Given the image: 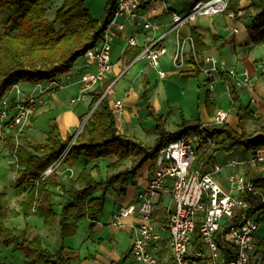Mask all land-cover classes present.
<instances>
[{
  "label": "trees",
  "instance_id": "1",
  "mask_svg": "<svg viewBox=\"0 0 264 264\" xmlns=\"http://www.w3.org/2000/svg\"><path fill=\"white\" fill-rule=\"evenodd\" d=\"M197 0H194L196 2ZM51 0H0V101L14 85L20 82L33 84L54 81L59 75L68 72L79 56L103 40L106 24L113 17L117 0H105L101 16H93L86 0H62L53 17L46 15ZM239 0H229L227 11L235 10ZM250 5L259 9L245 24L252 44H264V0H251ZM4 15V16H2ZM186 30L194 38L195 47L190 51L186 64L192 66L186 76H197L200 70L194 66V55L206 47L203 42V30L198 26H187ZM212 36V40H215ZM230 41L223 40L221 45ZM143 49V46H129L124 51L127 62H131ZM230 102L228 109L237 118L239 131L227 123L208 124L207 131L212 137V145L200 156L203 166L215 162L218 151L232 152L241 146L242 154L264 147V118L256 115L248 105L241 101L237 87L227 77ZM108 81L96 86L91 92L92 98L88 111L95 105L75 137L60 134L54 117L48 120L45 137L38 140L34 137L22 138L20 143L10 144L16 157L17 169L14 188H27V198L22 202L23 213H35L46 226L56 223L60 243L53 252L47 250L41 238L31 236L28 228H10L0 220V236L6 242H17L25 252L23 264H76L75 258L67 250L65 237L74 233L77 222L89 219L95 222L102 214L106 192L115 188L123 192L130 177L146 162L152 160L160 148L170 141L193 132L201 123L199 117L186 119L180 114V122L174 130L167 129L161 112L155 110L150 102V80L144 78L138 98L144 104L147 116L155 120L153 125L156 137L152 145L144 144L140 139L123 133L116 126L117 113L109 104L108 92L105 94ZM205 103L210 116L213 115L212 101ZM86 114L80 116V121ZM34 114L30 118L33 120ZM255 121L259 124L257 131L249 133L247 124ZM18 126L10 127L4 132L8 141L22 132ZM20 130V129H19ZM17 132V133H16ZM60 164L79 166L100 158H110L106 164V174L102 175L97 163H85L77 175L70 178L66 186L51 173L44 176L46 169L62 156ZM130 160L129 166L125 162ZM264 168L261 165L247 166L245 176L252 182L253 189L264 196ZM95 172V173H94ZM30 185V186H29ZM64 189L69 199L59 209L52 202L53 188ZM243 200L251 203L249 212L263 209L259 194L243 192ZM169 198L160 196L156 208V220L166 222V203ZM259 207V208H257ZM261 218L258 216V220Z\"/></svg>",
  "mask_w": 264,
  "mask_h": 264
},
{
  "label": "built area",
  "instance_id": "2",
  "mask_svg": "<svg viewBox=\"0 0 264 264\" xmlns=\"http://www.w3.org/2000/svg\"><path fill=\"white\" fill-rule=\"evenodd\" d=\"M155 0H117L116 11L106 24L103 40L89 48L84 56L95 65L94 73L80 75L81 94L70 99L74 103L84 98V91L99 83L111 72V42L128 25L136 31L154 27L145 9ZM229 0H197L186 13L170 12L172 27L157 39L144 43L136 56L146 60L159 78L166 76L160 60L167 52L161 42L168 33L173 34L174 50L170 61L174 68L181 69L190 51L194 50V38L186 27L198 16L225 13L230 18L240 13L239 9L228 10ZM125 47L138 45L136 33L124 37ZM194 66L204 76L209 86L208 98L215 99V82L222 80L224 91L229 94L227 77L237 87L252 86L254 79L264 83V63L255 61L251 68H227L225 62L205 53L194 55ZM15 98L0 103V139L10 127L21 129L32 117L37 103L44 102L43 91L24 94L16 86ZM230 95V94H229ZM114 110L123 111L121 99L115 100ZM229 111L216 108L208 121H201L190 134L168 142L150 160L152 171L146 185L137 194L136 204L121 208L112 214L113 224L122 225V219L137 208V221L132 224L130 253L142 264H264V245L257 239L258 216L250 213L251 203L239 197L240 193L259 194L260 205L264 196L255 191L252 182L245 176L247 166L261 165L264 168V147L248 151L244 158L208 163L203 166L200 156L212 145V137L206 129L208 124L227 123ZM63 154L43 173L52 172L61 163ZM261 177H264V171ZM169 191L166 203V222L156 220V208L160 196ZM259 208V207H257ZM261 214V212H260Z\"/></svg>",
  "mask_w": 264,
  "mask_h": 264
},
{
  "label": "crops",
  "instance_id": "3",
  "mask_svg": "<svg viewBox=\"0 0 264 264\" xmlns=\"http://www.w3.org/2000/svg\"><path fill=\"white\" fill-rule=\"evenodd\" d=\"M166 2L167 0H155L152 1L145 9L147 17L152 22L154 27L143 31H136L133 26L128 25L125 32H120L118 34V37H115L113 39L112 45H114V41L124 43V37L136 33L138 45L144 46L145 42L149 41L150 39H157L162 34L169 31L172 27V24L170 15L168 13L169 11L175 10L170 6L168 7ZM250 2L251 0H239L237 8L239 9L240 13L233 18H230L225 13L202 15L198 16L193 22L189 24L190 26H198L199 28H201V30L204 31L203 42L206 44V47L202 50V53L215 55L221 58L225 62V66L227 68H251L252 63L255 61L264 63V44H252L251 38L245 27V24L250 20V18L259 11V9L251 6ZM169 36L171 39L169 40L171 42V47H169V44L167 42ZM212 36H215L216 39L212 40ZM173 40V34L170 32L161 41L164 42L167 46L168 52V49L170 48V54L168 57L169 60L174 50ZM223 40H228L230 42L227 45L222 46L221 43ZM123 43L120 45L118 62L113 61V68L111 72H109L113 76L114 71L119 68L121 61L124 60L125 62H127L125 56L123 55L127 47H125ZM77 60L68 72L59 75L54 81L33 84L34 87L30 90V92L27 91L29 93H39L41 91L44 92L42 95V98H44V102L41 104L37 103L35 105L33 113L34 119L30 123V125L27 124L28 127L26 130L28 135L36 137L38 132L42 133L41 131L43 130H41L40 126L35 123L37 122L39 117L44 116L47 122L50 117H54L56 119L60 134L63 138H65L67 135H72L73 137L76 136V132L82 123L80 121V116H82L83 114L87 115L90 111H88V105L91 101L92 94L89 92H92L97 85L102 84L105 81H108L109 83L111 81V79L105 77L104 79L99 81L98 84L84 91L85 96L84 98H82L83 101H80V99L78 100L79 102L76 101L77 103H70V99L72 97H75L83 92L81 91L82 83L79 80L80 75L94 73L96 70L95 63L88 57L83 56L82 61L79 63L77 62ZM139 61H141L142 64L138 63ZM137 63L140 64V66L132 70V67L134 65H138ZM91 66H94L95 69H91ZM191 68V65L185 63L183 69H180V72L184 74L191 70ZM155 75V70L147 64L146 60L135 57L131 62H127L124 65L119 75L117 73L114 76V78L116 77V82L125 78L123 80L124 84H121L120 87L121 89H123V94L114 98H109V104L112 108H114L113 104L115 100H122L123 111L120 115L117 114L116 119V126L119 131L126 133L125 131L130 130L131 126H133L137 115L140 116L142 113H145L144 104H142V101H140L138 98L140 91L138 92V90L134 86L136 81L140 83V86L142 88V82L144 78H148L151 84L152 77ZM219 82L221 87H223L222 80L215 82V85L219 84ZM18 84H16L17 87ZM215 85L214 92L215 95H217ZM113 86L114 84H112V87ZM112 87L108 84L105 91L109 93V89H111ZM237 89L242 103L244 105H248V107L252 109L256 115H261L264 118V83L259 79V77H256L254 79V83L252 86L239 87ZM10 92H14L13 87L9 91H7L0 103L3 100L9 101L10 99L15 98V94L11 96L9 94ZM22 93L28 94L25 92ZM220 93L221 91L219 92V94ZM149 98L151 99L150 93ZM215 101H217L216 97L212 101V105L214 107L213 112L216 108H223L221 105H219L218 102L216 104ZM152 105L157 111L156 105ZM199 108L200 120L208 121L211 116L206 109V105L204 103H200ZM228 111L229 115L227 118V124L235 129L237 125L236 115L233 111H230L229 109ZM22 130L23 129L21 128L19 131ZM46 130H44V135L42 133L43 137H45ZM131 136H134L138 139L140 138V136L135 133ZM62 165L64 164H60L55 169L54 175L57 180L65 184L64 181L66 179H69V177L67 176V172L70 170L76 172L73 177L70 176V178H74L77 175L79 169L75 171L76 166L71 167L67 165H64L65 167L62 168ZM151 171V162L146 161L136 171V174L128 179L123 192H119L116 187L111 188L106 192L105 205L107 203H109L110 205L106 210L104 207L103 212L99 216V219L97 221L91 222L89 219H81L77 222V228L75 230L76 233L68 238L71 240V242H67L68 239L66 240V248L75 258L78 264H142L141 262L136 261L130 253V239L133 231L132 224H134L138 218L137 208L133 207L132 213L122 219V225L120 226L113 224L112 214L116 211H119L121 208L134 206L136 204L137 194L142 189H144L147 177ZM57 189L60 190L59 187L52 189L53 194L51 200L53 203H55L53 198H55V196L59 193ZM68 194L64 195L65 197L62 200L63 202L66 201ZM162 196H165V194L163 193ZM20 213H23V211H21ZM51 227H56L54 229L55 231L56 229L58 230V226L56 223L48 226L46 229H49ZM78 231L80 232V234H82V240L80 242L76 238ZM46 234L50 236L49 233ZM39 237L41 238L43 244H46V247L52 250L57 249V239L55 241L51 240L47 236L43 237L41 235ZM122 240L125 241V244L123 246H120ZM130 256L133 258V261H129L130 259L128 257ZM134 261L136 262L133 263Z\"/></svg>",
  "mask_w": 264,
  "mask_h": 264
},
{
  "label": "rangeland",
  "instance_id": "4",
  "mask_svg": "<svg viewBox=\"0 0 264 264\" xmlns=\"http://www.w3.org/2000/svg\"><path fill=\"white\" fill-rule=\"evenodd\" d=\"M193 1L194 0H167L166 3L168 7L169 6L172 7L176 12H180L184 14L189 11V9L192 6ZM61 2L62 0H51L50 4L48 5L46 9V15L50 18L53 17L56 9L59 7ZM86 4L88 5V9L93 16L99 17L102 15L105 0H86ZM170 12L171 11H169L168 13L169 15H170ZM1 20L2 19H0V23H1ZM169 40H171L170 36L168 37L167 42L169 44V47H171V42ZM122 43L123 42L114 41L113 43L114 45H112V42H111L112 62L113 61L118 62L120 45ZM123 45H125V38H124ZM168 50L169 52L167 51V53L163 55L160 60V65L163 69H165L166 76L164 78H159L158 75H155L152 77L150 101L152 104L156 105L157 111L162 113L165 127L167 129L174 130L177 127L178 123L180 122L181 113L186 119H190V120L196 117H199L200 115L199 104L200 103L205 104L207 102L206 99L208 95L209 86L207 85L206 81L204 80V76L201 73L200 74L202 76L200 74L197 76H186L184 75L185 73L183 74L182 72H180V69L174 68V65L168 59L169 54H170V48ZM82 58L83 56H79L77 58L78 60L76 59L77 62L78 63L81 62ZM126 63L127 62H125L124 60L121 61L119 68H117L116 71H114L113 73L114 76L117 73L119 75V73L121 72V70L123 69ZM138 63L142 64L141 61H139ZM140 64L134 65L132 67V70H134L136 67H139ZM91 69L94 70L95 67L91 66ZM182 69L183 68H181V70ZM114 76L110 73H108L106 76L108 77V79H111L109 85H111L112 87V84H114V86L111 89H109V93H108L109 98L110 97L114 98L116 96H120L123 94V89H121L120 87H121V84H124L123 80L125 78L123 80L121 79L118 82H116V79H115L116 77L114 78ZM223 85L224 84H222V86ZM134 86L136 87L138 92L141 90V86L138 81H136ZM215 86H216V91H217V95L214 96L217 99V101H215L216 104L218 102L219 105H221L224 109H227L229 106L228 103L230 102V95L227 94L225 91H223L224 86L221 87L220 82L219 84H216ZM18 87L22 92L29 93L30 90L34 86H33V83L25 81V82L19 83ZM220 91L221 93L219 94ZM224 93L226 94V96ZM9 94L13 96L15 93L10 92ZM80 101H83V100L81 99ZM141 103L143 104V102ZM32 121L33 120L29 121L27 124L30 125ZM27 124L22 127L23 129L22 132L20 131L21 133L18 136L16 134L15 135L16 137L11 139V141L7 140L8 137L6 135L0 139V220L7 227L18 228V229L28 228V231L30 232L31 236H35L38 233L39 235L37 234V236H40V235L43 237L47 236L51 240H55V241L57 239V242L60 243L59 231L57 229L56 231L54 230L56 227H51L49 229H46L48 226L47 227L45 226L42 218L33 212L20 213L22 211L21 209L22 202H24L27 198L28 189L27 188H20V189L14 188L17 163H16V157L13 153V150L11 149L10 144L20 143L22 138H25L26 136L29 138L32 137L28 135L27 133V130H26L28 127ZM35 124L40 126L41 130H43L41 132L44 135V130H46L47 125H48V122L47 120H45V117L44 116L39 117V119L37 120ZM153 125H155V120H153L152 117L147 116L145 112V113H142L140 116L137 115V118L133 126H131L130 130L128 131L124 130V131L127 134H131V135L134 133L137 134L138 136H140L139 139L142 140L144 144L149 146L154 143V140L156 137V133L154 132ZM258 128H259V124L255 121H249L247 124V131L249 133H253L257 131ZM235 129L239 131V128L237 127V125ZM17 131L19 132V129H17ZM42 133L38 132L37 136L34 138L38 140H42L44 138ZM242 152H243V149L241 146L234 148L232 152L218 151V153H216L215 155V162H222V161L231 159L234 156H239V157L244 158L248 155V152L245 155H243ZM109 160L110 158H100L92 162L86 161L85 163H90V165L97 163L100 168L101 174L105 175L106 174V164L108 163ZM85 163L79 166H76L75 171H77V169H79L81 166L87 165ZM130 164H131L130 160L125 162V165L127 166H129ZM63 167L65 166L62 165V168ZM75 173L76 172L72 170L67 172V176L69 177V179H66L64 181L66 186L70 185V182H69L70 176L73 177ZM57 191L59 193L55 196V198H53V200L55 201L54 203L55 207L59 209L60 205L63 203L62 200L65 197L64 195H67L68 193L64 189H61V188L60 190L57 189ZM66 199H69V194ZM109 205H110L109 203L104 205L105 210L109 208ZM260 212H261V218L259 219V225H258V229L256 232H257V238L262 242V245H264V216H263L264 208ZM260 212L259 210H257L253 214V216L260 217ZM76 228H77V225H76ZM46 233H49L50 236H48ZM75 233L76 232L74 231V233L65 237L64 239L65 245H66V240L70 236L74 235ZM76 238L79 240V242L82 240V234H80L79 231L77 233ZM67 242H71V240L68 239ZM124 244H125V241L122 240V242L120 243V246L121 245L123 246ZM44 246L46 247V244H44ZM46 248L50 252L54 251L52 249H49L48 247ZM24 255H25V252L19 243L6 242L0 236V264H23ZM128 258L130 259L129 261L133 259L131 256ZM135 262L136 261H134L133 263ZM75 263L78 264L76 260H75Z\"/></svg>",
  "mask_w": 264,
  "mask_h": 264
},
{
  "label": "water",
  "instance_id": "5",
  "mask_svg": "<svg viewBox=\"0 0 264 264\" xmlns=\"http://www.w3.org/2000/svg\"><path fill=\"white\" fill-rule=\"evenodd\" d=\"M105 93H106V91H104L103 94H105ZM95 105H96V104H95ZM95 105L90 109V111H89L88 114L86 115L85 119L82 121L81 125L79 126V128H78V130H77V132H76V135H77V133L80 131V129H81L83 123L85 122V120H86L87 117L89 116L90 112H91V111L93 110V108L95 107Z\"/></svg>",
  "mask_w": 264,
  "mask_h": 264
}]
</instances>
